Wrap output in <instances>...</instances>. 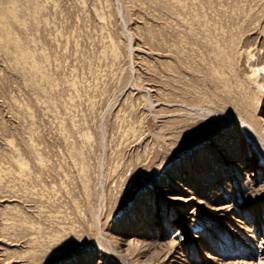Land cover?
<instances>
[{"label":"rangeland","instance_id":"374dc122","mask_svg":"<svg viewBox=\"0 0 264 264\" xmlns=\"http://www.w3.org/2000/svg\"><path fill=\"white\" fill-rule=\"evenodd\" d=\"M0 264H264V0H0Z\"/></svg>","mask_w":264,"mask_h":264},{"label":"bare ground","instance_id":"6f19581e","mask_svg":"<svg viewBox=\"0 0 264 264\" xmlns=\"http://www.w3.org/2000/svg\"><path fill=\"white\" fill-rule=\"evenodd\" d=\"M146 98H147V97H146ZM209 113H210V114H213V112H212L211 110H209Z\"/></svg>","mask_w":264,"mask_h":264}]
</instances>
